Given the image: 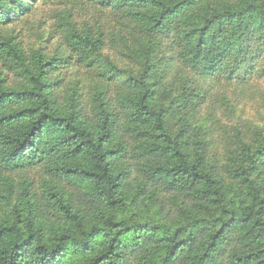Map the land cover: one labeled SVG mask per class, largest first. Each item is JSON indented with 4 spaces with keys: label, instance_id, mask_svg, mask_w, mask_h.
Returning <instances> with one entry per match:
<instances>
[{
    "label": "trees",
    "instance_id": "obj_1",
    "mask_svg": "<svg viewBox=\"0 0 264 264\" xmlns=\"http://www.w3.org/2000/svg\"><path fill=\"white\" fill-rule=\"evenodd\" d=\"M0 264H264V0H0Z\"/></svg>",
    "mask_w": 264,
    "mask_h": 264
},
{
    "label": "rangeland",
    "instance_id": "obj_2",
    "mask_svg": "<svg viewBox=\"0 0 264 264\" xmlns=\"http://www.w3.org/2000/svg\"><path fill=\"white\" fill-rule=\"evenodd\" d=\"M48 7H43L41 5H38L36 11L30 16H28L27 21H22L19 24V28L22 27V29H19L20 37L24 41L25 44H29L30 46H36V37L34 36V29L33 27L36 26V23L38 24V28L40 29L41 24H44V26L39 31L40 33L45 32L48 29L49 21H48V15L47 10Z\"/></svg>",
    "mask_w": 264,
    "mask_h": 264
}]
</instances>
